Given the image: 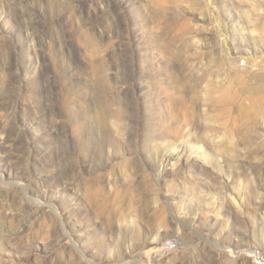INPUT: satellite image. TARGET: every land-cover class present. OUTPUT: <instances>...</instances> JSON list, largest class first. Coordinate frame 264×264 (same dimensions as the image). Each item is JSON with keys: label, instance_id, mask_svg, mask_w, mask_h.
I'll return each instance as SVG.
<instances>
[{"label": "rangeland", "instance_id": "374dc122", "mask_svg": "<svg viewBox=\"0 0 264 264\" xmlns=\"http://www.w3.org/2000/svg\"><path fill=\"white\" fill-rule=\"evenodd\" d=\"M0 264H264V0H0Z\"/></svg>", "mask_w": 264, "mask_h": 264}, {"label": "bare ground", "instance_id": "6f19581e", "mask_svg": "<svg viewBox=\"0 0 264 264\" xmlns=\"http://www.w3.org/2000/svg\"><path fill=\"white\" fill-rule=\"evenodd\" d=\"M247 37V36H246ZM236 54V53H235ZM233 62V61H232ZM234 64H237V62H235ZM234 64H232V65H234ZM240 66V65H239ZM103 79H104V77H103ZM2 137V136H1ZM214 166V165H213ZM110 230V229H109Z\"/></svg>", "mask_w": 264, "mask_h": 264}]
</instances>
